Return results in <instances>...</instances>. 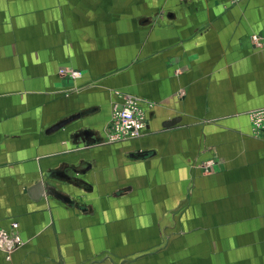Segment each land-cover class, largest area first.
<instances>
[{
	"label": "crops",
	"instance_id": "1",
	"mask_svg": "<svg viewBox=\"0 0 264 264\" xmlns=\"http://www.w3.org/2000/svg\"><path fill=\"white\" fill-rule=\"evenodd\" d=\"M117 92L150 105L147 127L101 145ZM261 108L264 0H0V229L17 223L23 241L0 264H106L107 225L127 215L135 232H175L150 238L178 258L145 264H264V131L248 117ZM85 129L90 147L74 138ZM125 164L128 203L110 181ZM38 181L75 205L36 201Z\"/></svg>",
	"mask_w": 264,
	"mask_h": 264
},
{
	"label": "rangeland",
	"instance_id": "2",
	"mask_svg": "<svg viewBox=\"0 0 264 264\" xmlns=\"http://www.w3.org/2000/svg\"><path fill=\"white\" fill-rule=\"evenodd\" d=\"M264 108L261 109H255L251 112H249L248 117H249V123H250V129H251V135L254 138H260L263 136V131L261 132H255L253 131V122L251 121L250 116L257 112L258 110H263ZM106 129V127H105ZM107 132H105V136L103 138H101L99 140V144L101 145H107L109 144L108 142V135L106 134ZM115 144V143H113ZM215 160L213 159H208L206 161H204L201 165H203V169H202V173H209L212 170V167L215 165L214 163ZM210 165H209V164ZM130 164H128V167L125 165L122 166V178L121 180L119 179H115V180H110L114 186H119V188L122 190V195L121 198H125L123 200H121L122 202L126 201V203H128V196H129V183H130V179L128 176V173L130 172ZM107 185H109L107 183ZM110 192V191H109ZM108 192V193H109ZM107 193V194H108ZM113 195V194H112ZM110 197V196H107ZM129 216H123L122 218V228L121 231L114 233L112 230V225L109 226L107 225V230L105 232V239H106V246L102 249L99 250V253L97 255V247H95V255L100 256V257H106V264H114V261L116 262V264H145L144 261L146 260V258H156V259H150L151 262H157V260L160 259H164L162 257L167 256V255H172L174 254L175 259H177L178 257H176L175 255L178 253L176 250L173 251V249H170V251H166L168 247L164 246L162 244L157 245L156 244V239L160 238L157 237L155 239H152L150 237H155V236H166L171 237L174 235L175 232H170L167 230V228L163 227L164 230L160 233V231H156V229H154V232H149L148 235L145 234V231L143 232L144 234H141L139 231L135 232L134 229L128 228V218ZM161 225V223H159L158 227ZM166 229V230H165ZM132 230V231H130ZM114 235H117L116 241L114 240ZM144 235L146 237H144ZM131 236H133L132 241H131ZM149 240L151 243H153L152 247L148 248L145 245L146 241ZM114 241V242H113ZM96 242V241H95ZM116 242V244H118V246L113 245ZM97 244V243H96ZM134 245L133 247H131V245ZM156 245V246H155ZM177 249V248H176ZM179 251V249H177ZM190 254H193V248H189L187 249ZM15 251V250H14ZM174 252V253H172ZM96 256V257H97ZM93 257H91L92 259ZM149 264H153V263H149Z\"/></svg>",
	"mask_w": 264,
	"mask_h": 264
},
{
	"label": "built area",
	"instance_id": "3",
	"mask_svg": "<svg viewBox=\"0 0 264 264\" xmlns=\"http://www.w3.org/2000/svg\"><path fill=\"white\" fill-rule=\"evenodd\" d=\"M59 74L70 79H77L81 73L73 69H59ZM116 100L111 107L110 119L106 125L109 143H119L140 138L147 127L145 109L150 105L143 99L126 93H115ZM253 131L264 130V109L258 110L251 116ZM209 164V163H208ZM210 165V164H209ZM19 226L12 223L8 230L0 229V250L10 254L22 246Z\"/></svg>",
	"mask_w": 264,
	"mask_h": 264
},
{
	"label": "water",
	"instance_id": "4",
	"mask_svg": "<svg viewBox=\"0 0 264 264\" xmlns=\"http://www.w3.org/2000/svg\"><path fill=\"white\" fill-rule=\"evenodd\" d=\"M91 111H85V112H81V113H77L74 115H71L61 121H59L58 123L54 124L53 126H51L48 130L47 133H51L54 131H57L59 129H62L63 127H65L66 125L72 123L73 121L82 118L84 116H87L88 114H90ZM178 122V119H171L169 121H166L163 126L164 127H170V126H174L176 123ZM74 138H80L85 140V146H92L94 144L97 143V140L94 138V133L89 130V129H85L83 131H78L74 134ZM152 155H154L153 152L150 151H144V152H138V153H133L130 155V158L133 160H144L147 159L149 157H151ZM88 165L86 163H81V166L79 168H74V172L75 173H83L84 169H87ZM63 178H65L68 182L73 183L75 186H78L80 188H84V189H89V185H87L86 183H84L82 180H77L74 178H69L65 175H62ZM29 192L32 194V198L35 199L36 201L39 200V198H41L43 196V193H47L49 195H51L52 197L58 199L59 201L69 205V206H74L75 203L74 201H72L69 197L60 194L59 192H57L52 186H44L42 181H38L37 183H35L30 189ZM79 209H82V207L77 206Z\"/></svg>",
	"mask_w": 264,
	"mask_h": 264
}]
</instances>
